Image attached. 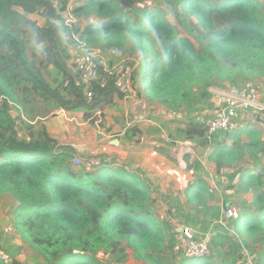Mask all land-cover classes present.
Returning <instances> with one entry per match:
<instances>
[{
  "label": "trees",
  "instance_id": "trees-1",
  "mask_svg": "<svg viewBox=\"0 0 264 264\" xmlns=\"http://www.w3.org/2000/svg\"><path fill=\"white\" fill-rule=\"evenodd\" d=\"M69 4L0 0V199L17 204L9 220L14 231L43 264H107L100 253L126 264L129 251L146 264H239L225 254L226 248L231 253L241 249L229 231L264 242L261 177H254L253 200L241 201L240 215L229 220L232 230L228 226L226 234L213 237L208 257L173 255L177 260L170 263L167 256L180 233L159 216L157 197L144 178L109 164L79 170L72 158L81 154L59 145L45 126L26 123L28 133L22 138L17 125L34 96L58 110L85 112L91 121L114 105L116 97L132 91L170 111L198 109L205 101L211 107L212 88L264 79V0H159L156 5L146 0H77L72 13L86 18L81 29L64 23L61 12ZM36 14L45 19L43 27L30 18ZM75 37L92 48L130 46L127 50L137 60L131 64L127 92L117 88L115 75L102 70L105 86L96 84L94 98L85 97L69 65ZM184 125L182 137L202 147L209 144L204 122L189 119ZM226 134H232L233 146L218 141L209 156L219 170L233 165L242 152L239 133ZM141 136L137 126L124 133L129 142ZM209 197L203 179L185 192L191 208L219 217L222 209L209 206ZM256 262L264 264V253ZM0 264L6 263L0 258Z\"/></svg>",
  "mask_w": 264,
  "mask_h": 264
},
{
  "label": "crops",
  "instance_id": "crops-1",
  "mask_svg": "<svg viewBox=\"0 0 264 264\" xmlns=\"http://www.w3.org/2000/svg\"><path fill=\"white\" fill-rule=\"evenodd\" d=\"M260 89L264 93V89ZM118 102V110L111 112L107 121V127L110 130L108 134L101 132V134H94L95 137L93 138V136L89 135L88 130L90 127H87L86 121H82V115L84 116L85 112L70 113L64 110L59 111L65 113L63 121L67 123L68 128H65L62 123L59 124L58 129L53 128L52 124H47L48 127H51L49 128V133L56 138L59 145L71 146L82 156L84 154L89 156L86 150H90L89 148L93 147L94 143H106L103 144L99 152L100 155L109 157L106 158V162L102 163L101 160L105 158L102 157L98 162H93L87 168L95 169L99 166L109 164L114 167L119 166L125 169L127 173L138 174L149 183L152 192L157 197L156 208L164 206L169 210L175 205H179V207L183 204L185 205L187 201L185 192L188 185L199 179L206 181L210 187L211 196L214 194L215 189H218V185L219 187L221 185L215 178L222 177L225 181L224 185L227 196L234 194V197H238L240 195V199H247L250 202L253 200V195L256 191V186L253 183L255 181L254 177H261L264 183V119L258 118L251 112H245L239 115L235 131L239 133V144L242 147L240 158L230 167H224L219 170L216 163L211 161L209 157L212 152V146L218 141L224 142L228 147L233 146V139L230 138L232 134L218 133L213 136L212 141L206 147H202L193 141L186 140L181 135L180 130L185 128L184 124L189 119L183 125L179 123V119L173 120V118L180 117L183 111L190 109L170 111L157 102L151 103L143 97L139 98L134 91L128 93L124 98L116 97L114 99V105ZM209 108L207 118L210 119L213 117L215 103L213 106L211 101V107ZM58 113L56 112V114ZM105 113L106 110L103 114ZM97 114L100 115L101 112ZM189 115L192 117V110H190ZM130 126H137L142 131V136L139 140L134 139L132 142L125 140L124 133ZM252 131L257 132V134L251 133ZM172 138H184L191 145L195 144L198 146L199 150L204 148L209 149V164L205 171L199 167V164L196 165L199 162L203 165L202 159L198 155H194L195 158L187 154L183 155L184 157L174 156L173 150H175V147H171L172 145L170 143H174L175 140ZM256 139L259 140V144H256ZM116 141H118V144ZM186 156H189V161L187 162L185 160ZM183 163L185 167H182ZM242 164H250L249 168L252 169H245ZM200 170L203 172L199 173ZM259 190L264 191V188H259ZM158 192H161L164 196L162 198L158 197ZM178 194L180 195L177 205L174 201ZM0 200L8 202L5 204L6 209L4 213L17 206L15 201L10 198H2ZM228 202L230 205L227 207H233L230 199ZM209 206L219 207L211 202H209ZM195 211L200 215L199 220L202 222L200 225L205 227L209 222L208 216L201 212V208ZM223 212L224 210L222 209L221 215ZM1 213L3 211L0 210V224L13 227V223H10L9 217H3ZM191 226L197 228V223H191ZM181 227L177 230L178 232H180ZM10 235H15L14 240L17 247V249L11 248L10 244H8V250L11 249L14 251L10 252L6 250L12 260H16L21 264H43L41 257L37 253L30 251L15 231L14 234ZM6 239L5 242L8 241ZM3 242L4 238L2 237L0 244L3 245ZM25 249L29 250L30 253L20 255ZM128 253L129 255L132 254L131 251ZM260 253L262 254L264 251ZM130 258L133 264H145L142 261L134 260L132 255L128 259Z\"/></svg>",
  "mask_w": 264,
  "mask_h": 264
},
{
  "label": "rangeland",
  "instance_id": "rangeland-1",
  "mask_svg": "<svg viewBox=\"0 0 264 264\" xmlns=\"http://www.w3.org/2000/svg\"><path fill=\"white\" fill-rule=\"evenodd\" d=\"M76 1L77 0H69V3H71V5L74 6ZM158 2H159V0H146V3H148L149 5H156V4H158ZM61 15H62V17L67 16L68 15L67 11L64 13L61 12ZM30 18L32 20H35L39 26L45 25V19L40 14L31 15ZM167 18L172 23H175V20L172 17V15H168ZM76 19H77L76 26L80 29L83 28L85 26V23H86V18L85 17H76ZM129 47L130 46H127V48L125 50H116V49L110 50V49H101V48L97 47V48H95V50L98 49L96 51L97 53H100V51H101L104 60H106L105 70H108V72L112 75H115V77H117V74L120 75V73H124L126 75L125 78L129 79L130 72L132 71L131 64H132V62L137 60V57L130 50H127ZM93 49H94V47H93ZM69 65H72L71 61H69ZM48 79L50 80V77H48ZM254 83L257 84L260 88L264 89V79L259 81V82L254 81ZM229 87L230 86H225V87H223V89H221V91H224V88H229ZM211 90H210V92H211ZM118 104H119V102L117 104L115 103V105H111L110 108L105 109L106 110L105 114H103V113H101L100 115L97 114L95 119H93V121H91V118L87 119L85 116L86 114L84 112H82V113H84V116L82 115V121H86L87 127H90V129L88 130L90 136H93V138H94L95 137L94 134H98V133L101 134V132H103L105 134L109 133L110 130H108L109 128L107 127V121H108V118L110 117L111 112L118 110L117 109ZM208 104H209L208 101H205V102H203V104H200L198 106L199 107L198 109L192 110V117L193 118L191 117V115H189L190 110H185V111H183V113L180 117L173 118V120L179 119L180 120L179 123L182 125L188 119H195L198 122L200 121V122L205 123L209 119V118H207V115H208V112L210 109L208 107L209 106ZM56 112H59V113L56 114ZM22 113H23L22 118H21L22 120L21 121L18 120V125H17L20 137H22V138H25L27 136V133H28V130L25 126L26 123L31 124V125L33 124L36 126L37 125L45 126L49 132H50L49 128H51V127H48L47 124H52L53 128L58 129L59 124L62 123V124H64L65 128H68L67 123H65L63 121L65 113H63V112L59 111L58 109L50 106L49 104H46L45 102L41 101L36 96L33 97L32 101L27 105L26 109H22ZM13 115L15 117L16 116L21 117L20 113H18L17 111H14ZM67 115H68V113H67ZM255 116H257V115H255ZM257 117L262 119L261 116H257ZM110 135H112V134H110ZM101 137H103V136H101ZM172 139L175 140L174 143H170L172 145L171 147H173V146L175 147V150H173L174 156L180 157V156L187 154V155H190L191 157H194V155H198L202 159V162H203V165L199 162V167L205 171L207 165L209 164V162H208V153H209L208 150L209 149L204 148V149L199 150L198 146H196L195 144L191 145L190 142L186 141L184 138L183 139L172 138ZM105 142H106V140H105ZM103 144H106V143L96 142L93 144V147L89 148L90 150L92 149V151H95L96 154L93 156H87L85 154L83 156L82 155H76V157H79L82 161V165L77 166V168L79 170H82L83 168H86L89 165H91L93 162H95V161L98 162V160L103 157L102 155L99 154L101 148L103 147ZM189 150H190V153H188ZM73 158H72V163H73ZM106 158H109V157L103 158L101 160L102 163L106 162ZM249 165L250 164H242V166L245 169H252V168H249ZM178 167H179V165H178ZM182 167H185L184 163L182 164ZM202 170H200L199 173H202L203 172ZM215 179L218 182H220L221 185H220V187L218 185V189H215L214 194H212L209 197V200H210L209 202L215 203L216 205H218L219 207H221L224 210V208H226V207L225 206L223 207V205L225 204L226 201H228L230 199L232 206L239 210L241 203H242L241 201L247 200V199H243V200L240 199L241 198L240 195H238V197H234V194H231V196H227V193L225 190V185H224L225 181L223 180V178L217 177ZM210 182H211V180H210ZM157 195L160 198H162L164 196L161 192H158ZM173 195H174V193H173ZM179 195L180 194L176 195V199L174 201V202H176V204L178 203ZM6 203H8V202H5L4 200H0V210L3 211V213H1V215L3 214V217H9V219H10L11 210H8L4 213V211L6 209V207H5ZM156 209H157L158 214L161 218H166L170 221V224L172 226L174 233H178L177 230L181 226L192 227L191 223H197V228L196 227H192V228L200 231V233L201 232L202 233L209 232L212 235L215 234V236L218 234H221V233L226 234V231H224V228H222L220 225H214V223H216L219 219H221V217H220L221 214L219 217H215V216H212V214H210L208 216L209 222L206 224L205 227H203L200 225V224H202V222H200V220H199L200 215L195 211L196 209L195 210H193V208L191 209V207H190V205H188L187 201H186V204L181 205V207H179V205L178 206L175 205L173 208H170L169 210H167L164 206H159ZM0 218H1V216H0ZM226 225H227V228L229 226L230 230H232V225H231L230 221H226ZM8 227H11V226H8V225L4 226L3 224H0V239H2V237L4 238V242H3V245H1L2 246L1 249L5 253H7L6 250H8V244H10L11 248L17 249L16 242L14 240L15 235H10V234L5 233V229ZM227 228L225 230H227ZM228 233H230V235L235 240L240 242L241 249L237 253H231L230 250L226 248L225 249L226 257L227 258H229V257L237 258L239 264H250V263L259 264V263H257L258 261L255 263V260L260 256V254H261L260 252L264 251V242H261L259 239L237 238L235 236V234H233L234 233L233 230L231 232L229 231ZM11 234H14V233L12 232ZM6 238H9V239H6ZM5 239L8 241L5 242ZM17 239L20 240L19 238H17ZM3 246H4V248H3ZM172 249H173V252L171 253V251H169V254L167 256V259L170 261V263H175V261L177 260L175 258V256L177 258L186 257L184 255L183 251L182 252L180 251L182 249L179 247V242L176 241V243L172 244ZM8 251L14 252L11 249H9ZM26 253L29 254L30 251L25 249V251L22 252L20 255H24ZM131 255H129V257ZM173 255H175V256H173ZM100 257L105 262H107V264H115V260L112 259L111 256H103L100 253ZM11 260H12V258H11ZM126 264H133L131 261V258L128 259Z\"/></svg>",
  "mask_w": 264,
  "mask_h": 264
},
{
  "label": "built area",
  "instance_id": "built-area-1",
  "mask_svg": "<svg viewBox=\"0 0 264 264\" xmlns=\"http://www.w3.org/2000/svg\"><path fill=\"white\" fill-rule=\"evenodd\" d=\"M73 5H68L67 16L63 17L64 23L68 27H74L77 24V19L72 13ZM77 47L71 50V68L73 73L77 75L76 85L83 88L84 95L88 100L94 98L93 87L96 84L105 86V81L102 78L101 71L105 70L106 60H104L102 53H97L95 48H91L86 43L80 41L75 37ZM124 73L117 74L116 86L122 92H127L130 86V79L125 78ZM212 105L215 103V110L213 117L205 122L207 128V139L212 141L214 135L218 133H232L237 128V120L239 115L245 112H251L264 119V93L260 87L253 81H246L239 87H223L212 88ZM89 156L95 155L92 150H86ZM190 153V150L189 152ZM75 166L82 165L79 157L73 158ZM240 215V212L235 207H227L214 225H220L226 229V221L235 220ZM14 233L13 227L5 229L6 234ZM179 235V247L182 249L184 255L188 258L208 257L211 252L212 239L215 236L207 233H200V231L189 226L181 227ZM0 258L6 263L11 264L13 260L11 257L0 249ZM36 264V263H33ZM252 264V263H250Z\"/></svg>",
  "mask_w": 264,
  "mask_h": 264
},
{
  "label": "water",
  "instance_id": "water-1",
  "mask_svg": "<svg viewBox=\"0 0 264 264\" xmlns=\"http://www.w3.org/2000/svg\"><path fill=\"white\" fill-rule=\"evenodd\" d=\"M116 143L118 144V141H116Z\"/></svg>",
  "mask_w": 264,
  "mask_h": 264
}]
</instances>
